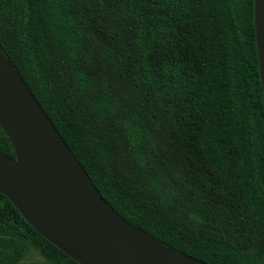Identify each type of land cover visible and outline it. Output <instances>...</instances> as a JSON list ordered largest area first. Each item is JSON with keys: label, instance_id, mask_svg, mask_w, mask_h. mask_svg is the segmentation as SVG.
<instances>
[{"label": "trees", "instance_id": "1", "mask_svg": "<svg viewBox=\"0 0 264 264\" xmlns=\"http://www.w3.org/2000/svg\"><path fill=\"white\" fill-rule=\"evenodd\" d=\"M254 2L0 0V50L100 195L207 264H264ZM0 264L79 263L0 193Z\"/></svg>", "mask_w": 264, "mask_h": 264}, {"label": "water", "instance_id": "2", "mask_svg": "<svg viewBox=\"0 0 264 264\" xmlns=\"http://www.w3.org/2000/svg\"><path fill=\"white\" fill-rule=\"evenodd\" d=\"M264 96V0L254 2ZM0 193L44 238L79 264H207L129 223L98 192L61 134L0 50Z\"/></svg>", "mask_w": 264, "mask_h": 264}]
</instances>
